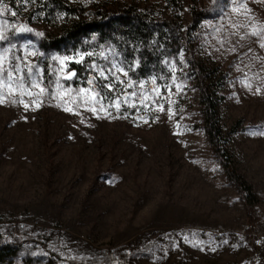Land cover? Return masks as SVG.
I'll return each mask as SVG.
<instances>
[{
	"label": "rangeland",
	"instance_id": "374dc122",
	"mask_svg": "<svg viewBox=\"0 0 264 264\" xmlns=\"http://www.w3.org/2000/svg\"><path fill=\"white\" fill-rule=\"evenodd\" d=\"M70 1L86 21L111 3L149 8L180 27L179 50L140 78L109 45L42 50L41 38L78 18L50 20L39 0H0L9 38L0 41V247L15 252L2 264H264V0ZM21 25L32 31L15 32ZM84 53H93L85 77L64 80ZM196 61L221 78L224 145L251 204L204 133ZM112 65L128 75L115 81Z\"/></svg>",
	"mask_w": 264,
	"mask_h": 264
},
{
	"label": "trees",
	"instance_id": "16d2710c",
	"mask_svg": "<svg viewBox=\"0 0 264 264\" xmlns=\"http://www.w3.org/2000/svg\"><path fill=\"white\" fill-rule=\"evenodd\" d=\"M40 10L50 20L58 17H77L69 21L60 32L51 38H41L40 47L46 51L54 49L61 52L68 49L76 50L87 44L109 45L120 51L132 65L137 66L134 73L140 78H146L163 68L164 59L169 56L168 49L176 46L179 50L181 40L180 27L176 29L174 23L153 18L149 8L135 3L108 4L97 7L94 18L83 19V8L76 1L70 0H39ZM176 2V0H167ZM198 76V90L202 104L203 130L215 154L217 155L227 179L235 187L245 204L256 201L251 186L237 173L229 161V155L224 145L223 129L219 120V81L217 70L206 67L201 62H192ZM85 63H71L64 80L76 82L85 77ZM69 73H74L68 78ZM48 75V74H47ZM49 76V75H48ZM15 254L8 245L0 247V264L6 258Z\"/></svg>",
	"mask_w": 264,
	"mask_h": 264
},
{
	"label": "snow or ice",
	"instance_id": "6c2138e0",
	"mask_svg": "<svg viewBox=\"0 0 264 264\" xmlns=\"http://www.w3.org/2000/svg\"><path fill=\"white\" fill-rule=\"evenodd\" d=\"M242 7H243V6H242ZM233 10L235 11V9H233ZM12 15L15 16L16 13L13 12ZM6 23H7V22H6ZM14 31L17 32V33H19V32H31L32 29L27 28L26 26L21 25V26H17V27H15ZM36 35H37L38 37H39V36H43V33H36ZM252 35H258L257 30L254 29L253 32H252ZM8 39H9L8 36L5 35L3 31H0V41H8ZM10 46H11V47H16V45H10ZM261 47H264V44H261ZM7 51H8V49L5 48V49H4V52H7ZM33 54H34V53H33ZM84 55L92 56L93 53H84V54L80 55V59H78L76 62H77V63H81V62L83 61V56H84ZM101 55H103V53H101ZM53 59L56 60V59H60V58H59V57H53ZM63 59H64V60H67V59H70V58H69V57H64ZM3 60H4V56H3V55H0V74H3L4 71H5V69H4V67H3ZM92 68H93L94 70L96 69V65H95V63L92 65ZM112 68L116 70L115 72H113V79H114L115 81H117V82H119V79H120L119 76L116 75L117 72H122L123 75H125V76L128 75L127 72H125V71H124L123 69H121V68H118L116 65H112ZM18 71H20V68H19L18 65H17L13 70L8 71V72H7L8 80L11 81L12 78H13L14 72H18ZM28 75H29V77L32 75V68H31V67H29V69H28ZM72 75H74V73H69V74H68V78H71ZM99 75H100L101 77H105V73H104L102 70L99 71ZM93 82H94L93 79H89V81H88V83H89L90 85L93 84ZM3 83H4V81H3V80H0V84H3ZM132 83H133V82H132L131 80H129L127 86L130 87V86L132 85ZM140 84L143 85L144 82H143V81H140ZM31 86H32L33 88H36V87H39V84L37 83L36 80H32V82H31ZM8 87H9V90H10V92H11V91H12V85H11L10 83H9ZM104 87H107L109 90H111L112 85H111V84H107V85H104ZM20 88H21V89H24V88H25V82H24V81H22V82L20 83ZM44 91H45L44 88H40V93H39V94H43ZM88 91H89V90L84 89V88H81V89H80V93L87 94ZM156 92H157V94H159V90H158V89H156ZM22 94H23V93H22ZM27 94H28L29 96H31V95H32V92L29 91ZM95 95H99V93H95ZM131 95L134 96L135 93H132ZM144 99H148V97L145 96ZM2 102H3L2 99H0V103H2ZM21 103H23V101H21ZM141 103H143V100L141 101ZM28 106H29L28 104H24V107H25V108H27ZM39 106H40V105L37 103V104H36V107H39ZM110 106H114L115 108L119 109L121 105H120L118 102L113 101V103H112ZM132 106H133V105L129 104V107H132ZM146 106H147V105H145V107H146ZM160 110L163 111V107H162V106L160 107ZM64 111H69V112H71V111H73V109L70 108V107H65V108H64ZM91 111H92L93 113H95V112L97 111V109H96V108H92ZM99 111H105L104 108H103V106L100 107ZM169 111H171V110L169 109ZM105 115H107V112H105ZM98 118H99V117H98ZM258 243H259V241H258Z\"/></svg>",
	"mask_w": 264,
	"mask_h": 264
}]
</instances>
